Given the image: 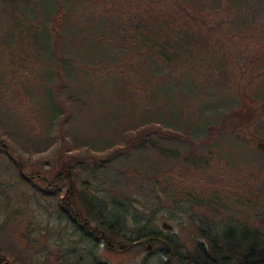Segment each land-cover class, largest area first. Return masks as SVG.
<instances>
[{"label":"trees","instance_id":"obj_1","mask_svg":"<svg viewBox=\"0 0 264 264\" xmlns=\"http://www.w3.org/2000/svg\"><path fill=\"white\" fill-rule=\"evenodd\" d=\"M40 1L23 0L21 11H18L20 14L16 13V24L24 21L22 27L38 41L39 34L31 31L29 25L34 21L41 23V35L49 42L46 49L48 58L52 45L57 52L60 44L64 47L68 44L58 40L52 28L47 27L43 20L27 17L29 9L35 13L42 9ZM16 2L19 3V0ZM54 2L55 12L60 16L66 10L65 5L61 0ZM174 2V6H178L176 10L168 6L164 10H156L155 7L141 10L138 3L130 4L126 9L119 1L105 5L101 18H97L102 21V29L98 26L100 21L83 20L77 23L74 20L76 24L69 33L70 38H74L72 34L75 31L81 34L93 28L98 33L91 39L95 42L92 44L104 41L107 44L102 49L104 52L100 56L90 54L85 57L78 56L74 51V56L56 57V88L48 84L46 75L38 77V81L47 89L48 99L42 107L43 117L51 121L61 117V128H66L71 114L73 120L76 111L83 107H90V112L94 113L95 105L90 103L92 99L98 102L97 106L102 105V110L104 106L107 110L111 105L113 112H105L108 118L105 128L110 133L105 142L102 143V132H97L90 139L85 138L87 141L82 145L90 144L94 150L102 151V168L118 171L134 167L138 175L140 169H152V179L143 173L144 178L150 181L149 191L154 192L160 184L165 195H158L156 206L160 210L169 208V204L171 209L178 210L177 214L185 215L179 221V227L188 230L186 239L189 237V240H183L179 228L169 232L146 230L155 209L152 205L146 207L140 197L127 193L123 194V198L117 194L96 197L83 190L78 192L69 161L63 157L65 151L77 150L72 142L67 144L70 135L67 130L61 134L60 170L52 179L41 173L33 175L46 182L48 188L61 179L67 181L65 192L58 193L57 197L60 216L67 220L80 241L89 243L90 254L101 242L107 249L124 250L147 239L163 255L158 264H264L263 182L261 186L260 183L251 185L248 190L250 211L248 216L242 218L229 214L220 194L197 191L195 185L177 183L161 171L162 164L168 163L185 173L199 172L201 169L205 175H209L211 182L214 176L208 173L207 167L213 168V161L220 156L228 157V149L243 154L246 146L251 145L244 142L248 139L254 145L249 147V151L253 152L254 148L258 152L252 156L256 160L264 159L263 88L255 87V90L251 89V94L240 92V95L228 90H213L196 82L198 74L208 71L204 58L207 52L226 48V42L221 43L220 40L228 39L227 35L232 38H264V0ZM51 9H44L43 13ZM71 12L76 15L67 13V19L78 15L73 10ZM220 15L226 16L225 23ZM9 31L13 32L11 29ZM210 41L213 43L209 44ZM216 42L224 47L216 46ZM41 47L44 48L43 45ZM132 52L136 55L132 68L121 71L117 63L119 58H125ZM75 57L81 62H76ZM95 63L102 67V72ZM50 65L49 78L52 77ZM82 71L87 73L88 79L81 74ZM92 76L95 79L92 80ZM67 78L68 87L64 82ZM78 84L80 88L83 84L88 86L85 95L75 89ZM100 87L102 91L98 89ZM94 91H99L102 97H94ZM70 96H73L71 105ZM78 100L85 103L80 105L75 102ZM135 109L139 112L136 113ZM261 126L262 132H256ZM247 135L250 137L247 138ZM97 141L102 146L97 147ZM206 147L208 153L204 150ZM3 148L8 151L6 145ZM9 159L19 178L30 184L33 175L26 174L22 163L14 156H9ZM121 159L124 166L117 167L115 163ZM144 160L148 163L143 166L145 169L137 163ZM177 173L180 174L179 171ZM195 178L201 181L200 176ZM113 184L109 185L110 190H113ZM34 188L44 194L50 192L44 188ZM74 196H77L79 207L83 208L84 217L81 209L72 206L71 198ZM75 205L78 204L75 202ZM1 260L2 256L0 264H4ZM91 264H97L93 258Z\"/></svg>","mask_w":264,"mask_h":264},{"label":"rangeland","instance_id":"obj_2","mask_svg":"<svg viewBox=\"0 0 264 264\" xmlns=\"http://www.w3.org/2000/svg\"><path fill=\"white\" fill-rule=\"evenodd\" d=\"M61 1L66 10L60 16L58 12H55L54 0H41L42 9L38 13L32 12L30 9L26 13L29 19L37 17L41 21L43 20L47 27L52 28L58 40L68 44L65 47L60 44L57 52L52 45L51 55L47 58L46 49L49 47V42L44 38V35H41V23L34 21L33 24H28L29 27L31 26V31L39 34L38 41L27 29L22 27V24H25L24 21L20 22V25L16 24V13L21 11V6L24 4L23 0H19V3L16 0H0L1 261H4V264H91L93 258L97 264H158L163 259V255L147 239L124 250L121 248L107 249L101 242L90 254L89 243L80 241L78 235L73 233L71 225L64 217L60 216L57 197L58 193L65 192L68 185L67 181L61 179L60 182L51 184L48 188L46 182L36 175L41 173L42 176L52 179L53 175L60 170L61 134L67 130L70 135L66 142L67 144L72 142L77 150L74 152L65 151L63 157L69 161V168L75 178V188L78 192L83 190L87 194H94L96 197L117 194L123 198V194L126 193L132 197H140L146 207L152 205V208L155 209V212L151 214L153 219L146 230L158 229L169 232L173 228L175 230L179 228L183 240L189 234L186 228L181 230L179 227V221L185 218L184 214H177L179 213L178 210L171 209L169 204V208L160 210L156 206L158 195L161 197L165 195L160 184L154 189V192L149 191L151 184L148 179L144 178V174L152 179L154 171L143 167L148 164L145 160L137 161L138 166L145 169H140V175L136 174L134 167L118 171L102 168V151L94 150L90 144L82 145V142L84 143L87 141L86 139L98 134L97 132H102V143L105 142L106 136L110 134L109 130L105 128V122L108 119L105 112H113L111 105H108L107 110L104 106L102 110V105L97 106L98 102L92 99L90 103L95 105L94 113L90 112V107L79 108L81 110L76 111L73 117L74 121L71 114L70 120L67 119L66 128H61V117L58 116L52 121L43 117L42 107L46 104L45 100L48 99L47 89L38 81V77L48 76L46 78L48 84L52 88H56V83H58L56 57L58 59L71 57L74 56V51L78 56L85 55V57L90 54L100 56L104 52L102 49L107 46L104 41L92 44L95 42L91 39H94L93 37L98 33L93 28L81 34L75 31L72 34L74 38H70L69 33H72V27L76 24L74 20H77V23H82L83 20L100 21L98 26L102 29V21L97 19L101 18L102 9L105 5L118 1L126 9L129 8L130 4L137 3L141 4L138 5L141 10L153 7L156 10H164L165 6L170 7L171 10H176L178 6H174L176 3L174 0ZM171 1L173 4H170ZM78 2L81 4L73 5ZM9 4L18 8L15 9ZM50 8L52 9L49 12L43 13L44 9ZM69 9L78 15L75 18L67 19V13L75 14ZM57 17L58 19H56ZM222 18L225 23L226 16L224 15ZM84 26H88V24ZM8 29L13 31L14 36H12L11 31L7 32ZM226 37L228 39L220 40L221 43L226 42V48L207 52L204 58L208 64V71L198 74L196 82L213 90H228L240 95V92L251 94V89L255 90V87L259 86L264 91V38H232L230 35ZM212 43V41L209 42V44ZM221 43L216 42V46L223 48L224 45ZM42 45L44 48L41 47ZM47 51L49 52V50ZM135 56L132 52L125 58L120 57L117 62L119 69L129 71L136 59ZM76 62L81 61L76 58ZM97 64L95 63L96 68L102 72V67ZM48 65L51 66V78L47 75ZM81 74L87 78L86 72L82 71ZM91 79L93 80L95 77L92 76ZM64 82L65 86L68 87L69 79L67 78ZM75 89L82 95H85V91L88 92L89 90L85 84L81 88L78 84ZM98 89L102 91V87ZM94 92V97H102L99 91ZM77 96L79 97V94ZM70 98L69 104L71 105L73 96ZM75 102L80 105L85 103L81 100ZM126 107L133 108L128 105ZM134 111L139 112L138 109ZM256 132H262V126ZM249 137L247 135V138ZM99 141L101 142V140ZM99 141L96 142L97 147L102 146ZM244 142L251 145L246 146L243 154H240L241 151L228 149L226 151V155L230 154L228 157L220 156L213 161V168L212 166L207 167L208 173L214 176L211 182L208 180L209 175H205L201 169L198 170L199 172L185 173L168 163L162 164L161 171L172 177L177 183L195 185L197 191L202 190L206 194H220L221 198L225 200L224 204L228 207L227 211L230 215L245 218L250 211L248 207L250 192L248 190L251 185L260 183L261 186V182L264 183V159L256 160L255 156H252L253 153L256 155L258 152L254 148L253 152L249 151V147L254 146L251 140H244ZM4 145L7 146L8 151L3 148ZM204 150L208 153L207 147ZM9 156H14L18 162L22 163L26 174H36L31 177L30 184L19 178ZM115 164L117 167L124 166L122 159ZM195 175L200 176L201 181L195 178ZM111 183H114L113 190L109 189ZM34 186L44 188L52 193L44 194L40 190H36L37 188L35 189ZM71 201L73 208L81 209L84 217L85 214L83 208L79 207L77 196L72 197ZM75 202L78 205H75ZM163 221L171 224V227L164 228L162 226ZM188 240L189 237L186 241ZM151 251L153 252L151 253Z\"/></svg>","mask_w":264,"mask_h":264},{"label":"water","instance_id":"obj_3","mask_svg":"<svg viewBox=\"0 0 264 264\" xmlns=\"http://www.w3.org/2000/svg\"><path fill=\"white\" fill-rule=\"evenodd\" d=\"M162 226H163L164 228H170V227H171V224H169V223L166 222V221H163V222H162ZM148 247H150V246H148Z\"/></svg>","mask_w":264,"mask_h":264}]
</instances>
